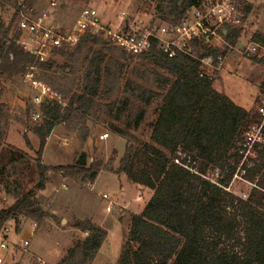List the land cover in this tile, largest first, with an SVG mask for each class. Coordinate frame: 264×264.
I'll return each mask as SVG.
<instances>
[{"label":"trees","instance_id":"trees-1","mask_svg":"<svg viewBox=\"0 0 264 264\" xmlns=\"http://www.w3.org/2000/svg\"><path fill=\"white\" fill-rule=\"evenodd\" d=\"M154 1L160 23H178L199 2ZM8 3L13 4V0H5L2 6ZM14 22L15 18L9 27L0 24V78L24 75L34 63L11 40ZM242 32V27L229 28L226 42L235 45ZM253 40L264 42V36L256 33ZM89 44L106 49L110 43L102 36L87 34L73 54L61 51L56 55L73 58L75 52L82 54ZM225 49L217 45L203 47L205 55ZM105 51L89 49L80 93L73 96L65 109L57 103L40 108L42 124L33 128L40 142L36 159L38 184L22 197L15 195L13 206L0 211V232L10 221L18 226L20 217H43L36 199L48 183V170L41 159L54 129L75 119L84 120L102 90L109 97L118 90L122 65L115 51L110 50V57ZM139 60L158 71L154 73L158 86L156 91L138 86L129 98L111 106H118L115 121L126 115V130L112 126L114 134L127 142L118 169L112 168L115 159L106 167L102 162L88 165L85 153L74 165L62 168L66 177L91 183L102 171L109 170L153 193L142 214L132 217L118 264H264V176L258 178L264 166V145L254 144V159L248 160L246 155V134L260 119L257 109L252 113L217 92L212 82L199 78L198 63L188 57L178 55L169 59L154 47ZM68 69L67 66L65 71ZM131 83L125 85V93ZM260 91L264 96V81ZM133 100L143 106L132 105ZM153 102L158 103L157 117L150 126V142L144 143L132 132L140 128L146 108ZM262 135L264 138V125ZM8 154L11 162L28 159L26 153L15 148H8ZM240 173L255 185L247 199L230 192ZM77 228L88 236L60 264H89L107 238L106 232L91 222L78 224Z\"/></svg>","mask_w":264,"mask_h":264},{"label":"rangeland","instance_id":"rangeland-1","mask_svg":"<svg viewBox=\"0 0 264 264\" xmlns=\"http://www.w3.org/2000/svg\"><path fill=\"white\" fill-rule=\"evenodd\" d=\"M4 1L0 0V24L9 27L14 18V6L12 3L2 6ZM117 1L119 0H31V8L36 16L47 14L54 17L55 23L65 32H70L84 10H95L100 19L99 16L106 13V3L109 2L117 8ZM121 1L124 4L113 10V17L107 22V26L104 25L106 29L112 32L123 30V33H132L145 24L148 26L160 24L154 12L156 6L154 0ZM53 2L57 3L54 10L51 8ZM233 2L245 15L242 42L254 37L256 33L264 36V0ZM247 10H250L248 15L245 14ZM120 14H125L123 20L119 17ZM12 25L11 36L15 34V22ZM90 48L106 50L107 54L115 51L113 53L122 65L120 86L112 97L102 90L93 109L85 115L84 120L75 119L58 125L48 138L45 147L48 149L46 153L43 152L41 159L48 170V183L46 189L39 192L36 199L43 217H20L18 226L14 221L6 224L15 232L10 236L11 243H16L21 238H31L27 253L20 255L11 252L14 262H17L15 264H38L39 260L45 264H60L78 242H83L87 238L88 234L77 228L78 224L83 225L86 222H91L107 234L101 249L89 264H118L129 236L132 217L139 216L136 213H141L143 206L153 196L150 190H135L129 185L127 178H120L109 170L102 171L93 183L66 177V171L62 170L74 165L83 153L88 156V165L102 162L106 167L111 159H115L112 168L117 170L125 154L127 142L114 134L112 126L126 130V115L121 121H115L113 118L118 106L114 108L111 106L129 98L138 86L153 91H156L158 86L154 75L158 71L155 68L121 51L111 43L106 49L89 44L82 54L78 55L75 52L73 58L55 55L49 61V66L36 70L37 82L50 87L65 104H68L74 95L80 93L84 59L89 55ZM74 51L75 49L69 52L73 54ZM67 66L70 69L65 71ZM224 70L221 76L222 85L219 82L214 83L215 90L228 96L238 106L254 113L262 96L260 86L264 81V65L253 58L236 54L228 58ZM25 74L0 78V211L13 206L16 201L15 195L22 197L32 191L39 179L36 159L40 142L34 135L33 128L41 125L42 119L38 122L33 119V114L40 111L33 103L38 93L25 84ZM129 81L132 83L127 86L128 93H125V85ZM132 105L143 106L134 100ZM157 108V102L147 107L145 120L137 131L132 132L141 142H150V126L156 120ZM102 135H108V139L100 141ZM253 138L256 139V143L264 145V138H258L256 133ZM8 148L24 149L28 159L11 162ZM254 150L255 148L252 151L248 148V151H251L246 153L248 160L256 157ZM261 169L258 178L264 176V166H261ZM65 177L68 179L64 183ZM63 185L67 186V190L62 189ZM254 187L255 185L244 180L240 173L235 176L230 192L239 198L247 199ZM123 193L125 197H122ZM99 195L110 196L114 202L111 213L106 211L108 203ZM135 201L139 204L138 208L127 207V203L134 205ZM34 225L37 227L32 238Z\"/></svg>","mask_w":264,"mask_h":264},{"label":"built area","instance_id":"built-area-1","mask_svg":"<svg viewBox=\"0 0 264 264\" xmlns=\"http://www.w3.org/2000/svg\"><path fill=\"white\" fill-rule=\"evenodd\" d=\"M15 34L11 36L33 59L34 63L28 68L24 82L35 90L38 95L33 99L34 106L39 109L44 104H59L63 109L67 106L62 99L48 86L40 84L35 78L36 70L61 51H70L78 47L86 34L102 36L107 42L113 44L121 51L139 58L157 48L169 59L178 55L188 57L198 63V76L213 84L219 82V76L226 67L229 57L239 54L253 58L264 65V42H255L253 37L244 43L241 36L235 45L226 42L229 28L243 27L245 15L238 9L233 0H199L198 6L187 11L178 23H160L154 26L143 25L132 33L112 32L106 29L98 19L94 10H84L76 25L70 32L55 23L50 15L36 16L31 8V0H13ZM51 8H57V3H51ZM125 14H121L124 19ZM142 25V24H141ZM11 42H8L10 45ZM217 45L225 47V52L205 55L203 47ZM259 122L252 125L246 134V145L251 150L256 143L254 134L263 138L264 125V96H261L257 107ZM34 121L42 119L39 111L33 114ZM108 135L100 136V141H106ZM249 153V151H248ZM68 178H63L64 183ZM62 189L67 190L63 185ZM108 203L106 211L111 213L114 202L109 195H99ZM36 225L33 227L31 237H34ZM15 233L12 227L4 226L0 232V264H15L11 252L23 255L28 252L31 238H21L11 243L10 236ZM38 264H45L39 260Z\"/></svg>","mask_w":264,"mask_h":264},{"label":"crops","instance_id":"crops-1","mask_svg":"<svg viewBox=\"0 0 264 264\" xmlns=\"http://www.w3.org/2000/svg\"><path fill=\"white\" fill-rule=\"evenodd\" d=\"M124 4V2H122L121 0H119V1H117V8L119 7H122V5ZM106 5H107V8H106V13H105V15H100L99 16V18H100V21L102 22V24H104L105 26H107L106 24H107V22L108 21H110V18H112L113 17V10L116 8L114 5H110L109 4V2L108 3H106ZM116 8V9H117ZM95 11V10H94ZM109 15V16H108ZM119 17H121V14H120V16ZM53 19H54V17H52ZM225 72V70L222 72V73H224ZM221 76H222V74L220 75V79H219V83L222 85V79H221ZM232 100V99H231ZM233 101V100H232ZM234 102V101H233ZM235 103V102H234ZM246 110H248V109H246ZM47 149L48 148H46L45 149V153L47 152ZM20 150L22 151V152H24V149H21L20 148ZM24 153H26V152H24ZM120 178H126V177H124V176H121ZM128 181V180H127ZM128 183H129V185L131 186V187H133L135 190H137V191H143V190H148V189H145V188H143V187H141V186H138V185H134V184H132V183H130L129 181H128ZM122 197H125V195H124V193L122 194ZM152 198V197H151ZM150 198V199H151ZM136 200V199H135ZM149 201H147V203H148ZM147 203L143 206V208H142V211H141V213H139V214H137L136 213V215H141L142 214V212L144 211V209H145V207H146V205H147ZM128 204V206L127 207H132V208H138L139 207V204L135 201L134 202V205L133 204H130V203H127ZM17 263V262H16Z\"/></svg>","mask_w":264,"mask_h":264}]
</instances>
